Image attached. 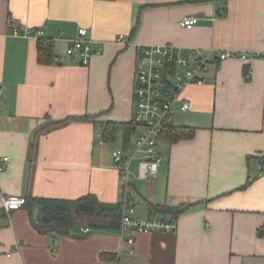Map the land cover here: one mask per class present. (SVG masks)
<instances>
[{"label":"crops","instance_id":"obj_1","mask_svg":"<svg viewBox=\"0 0 264 264\" xmlns=\"http://www.w3.org/2000/svg\"><path fill=\"white\" fill-rule=\"evenodd\" d=\"M188 15L198 17L190 30L180 25ZM12 26L43 29L54 62L40 63L39 40L9 34ZM79 28L103 45L87 66L65 53ZM118 35L128 43H115ZM166 43L184 54L260 53L212 65L204 84L184 89L189 108L177 102L170 122L194 127V137L160 138L157 175L134 181L136 217H171L151 205L186 209L176 231L121 235L80 219L53 237L34 227L37 206H21L0 212V264H264V0H0V157L10 159L0 192L119 202L117 143L100 142L98 122L132 120L136 46ZM85 114L96 116L45 126Z\"/></svg>","mask_w":264,"mask_h":264},{"label":"built area","instance_id":"obj_2","mask_svg":"<svg viewBox=\"0 0 264 264\" xmlns=\"http://www.w3.org/2000/svg\"><path fill=\"white\" fill-rule=\"evenodd\" d=\"M197 22L198 17L188 15L180 20V25L190 30ZM8 33L39 40L45 47L51 43V39L46 36L43 29L37 27L20 29L12 26L9 27ZM115 43L126 45L128 41L124 35H118ZM102 49V43L91 38L86 28H79L76 36L67 40L65 53L69 57H79L81 64L87 66L92 57L101 54ZM135 50L132 120L142 129V132L126 149L120 146L111 152L112 167L119 177L118 191L121 205L119 230L121 235L127 230L142 233H173L177 229L175 219L135 216L137 190L133 183L135 180L150 183L157 175L162 162V156L157 149L161 131L170 121L177 102L180 101V111H186L189 108V103L182 98L184 89L189 85L204 84L212 65L226 59L244 61L258 57L260 53L209 47L188 48L184 54L171 43L141 44L137 45ZM246 78H250V72L247 73ZM9 161L8 156L0 157V173ZM134 161H137L136 171L132 168ZM0 202L4 211L9 212L21 207L25 199L0 192ZM89 230L87 227L81 228L83 233ZM127 242L131 244L133 239L129 237Z\"/></svg>","mask_w":264,"mask_h":264},{"label":"trees","instance_id":"obj_3","mask_svg":"<svg viewBox=\"0 0 264 264\" xmlns=\"http://www.w3.org/2000/svg\"><path fill=\"white\" fill-rule=\"evenodd\" d=\"M37 53L38 61L40 63L50 64L55 60L52 54V47H44L41 41L38 43ZM95 116L96 115L85 114L82 116L66 117L59 120L48 119V124L45 126L64 124L68 121L74 120L93 121ZM98 123L100 126V141L111 143L119 140L120 146L124 149H126L132 142L131 137L137 127L133 120L101 121ZM42 129H44V126L41 127V130ZM194 134V127L175 125L168 121L161 131L160 138H163L169 143H174L180 140L191 139L194 137ZM34 141L35 138L33 137V144ZM257 159H259L260 170L263 171L264 155ZM250 181L251 180L248 179L243 187L247 186ZM21 206L29 208L30 211L37 206L39 209V217L37 221L33 222L34 227L40 233L50 234L53 237L70 235L75 226L79 224V220L84 217L89 218L88 223L92 228H104L109 230L120 229V202L100 201L94 194H87L70 200L46 197L25 198V202ZM151 210L153 213L157 212L160 215H170V218L174 219V217L186 209H178L166 205H151ZM3 211V207H1L0 212Z\"/></svg>","mask_w":264,"mask_h":264},{"label":"rangeland","instance_id":"obj_4","mask_svg":"<svg viewBox=\"0 0 264 264\" xmlns=\"http://www.w3.org/2000/svg\"><path fill=\"white\" fill-rule=\"evenodd\" d=\"M76 36V35H75ZM177 114H179V115H183L184 113H177ZM177 118V117H176ZM142 132V129L140 128V127H136V129H135V132L133 133V135H132V141H135L136 139H137V136L140 134ZM114 143H117L116 145H115V147L114 148H117V147H120V142H119V140H117L116 142H114ZM135 162V161H134ZM137 162V161H136ZM89 218L88 217H84V218H81V220L83 221V223H88V220ZM81 220H79V222L78 223H80L81 222ZM78 228L79 227H77L76 228V230H75V233H78ZM84 236V235H83Z\"/></svg>","mask_w":264,"mask_h":264}]
</instances>
